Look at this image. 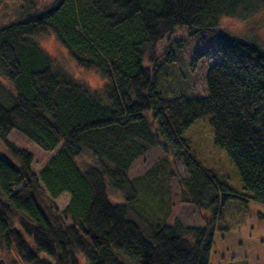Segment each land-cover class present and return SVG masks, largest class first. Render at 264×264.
Returning a JSON list of instances; mask_svg holds the SVG:
<instances>
[{
  "label": "trees",
  "instance_id": "trees-1",
  "mask_svg": "<svg viewBox=\"0 0 264 264\" xmlns=\"http://www.w3.org/2000/svg\"><path fill=\"white\" fill-rule=\"evenodd\" d=\"M33 4L0 26V142L9 153L0 154V250L9 264H210L213 223L240 197L198 160L187 132L210 116L214 142L236 166L246 197L264 205V43L222 36V62L207 73L206 97L167 91L161 75L183 58L180 31L215 33L222 17L264 0ZM49 33L105 85L91 89L59 64L38 41ZM203 55L196 52L193 73ZM13 131L53 153L39 172L33 153L9 140ZM154 148L163 161L131 178L134 163ZM81 157L92 163L82 167ZM173 159L187 173L182 200L211 213L205 226L169 222L170 211L154 217L158 209H149L153 192L163 197L159 204L170 203L159 168ZM38 192L51 201L69 194L56 221ZM147 210L154 215L145 217Z\"/></svg>",
  "mask_w": 264,
  "mask_h": 264
},
{
  "label": "rangeland",
  "instance_id": "rangeland-1",
  "mask_svg": "<svg viewBox=\"0 0 264 264\" xmlns=\"http://www.w3.org/2000/svg\"><path fill=\"white\" fill-rule=\"evenodd\" d=\"M49 0H0V26L8 24L17 17L20 8L24 5H33L42 8ZM215 33L200 32L190 37L184 31L178 33L183 40V58H179L175 66L166 69L162 73L161 86L167 91L177 89L184 90L190 98H202L208 95L207 73L209 69L222 62L218 48L222 36L229 35L246 42L264 43V5L259 8L245 10L235 16L222 17L219 27ZM39 43L55 60L64 66L78 80L85 82L91 89H101L106 80L96 70L85 69L78 66L70 57L68 51L59 43L53 34L42 35ZM202 50L204 57L198 62L196 72H192L191 63L197 51ZM173 97V94H167ZM187 137L192 141L198 160L205 166L212 167L217 171V176L232 188L239 195L240 199H230L224 208V218L214 221V237L211 250L210 264H264V205L247 198L243 184L236 166L228 153L216 146L214 142V131L210 123V116L197 120L187 132ZM9 140L18 148L28 150L34 155L33 168L39 172L41 167L52 156L53 153H46L36 144L18 131H13ZM0 154L9 155L6 148L0 142ZM164 154L160 148L148 151L138 159L131 171L130 177L135 178L143 175L157 162H162ZM78 162L82 167L92 163L89 158H79ZM165 165V166H164ZM164 173H159L162 185L170 190V203L165 199L152 194L150 210L158 209L154 217H169L172 222L179 219L185 226L200 227L206 225V219L210 220L211 213L200 211L193 204L182 200V186L180 180L187 176L182 161L170 160L169 163L161 165ZM174 171V174H169ZM111 199L122 201V196L109 191ZM42 207L52 217L53 221L60 215V212L67 206L70 196L64 194L51 201L46 194L37 193ZM150 217L152 212L142 213ZM71 225L70 221L66 222ZM10 258L4 250H0V264H9Z\"/></svg>",
  "mask_w": 264,
  "mask_h": 264
}]
</instances>
